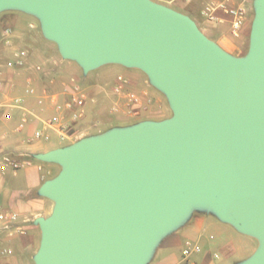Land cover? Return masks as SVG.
Listing matches in <instances>:
<instances>
[{"label": "water", "instance_id": "obj_1", "mask_svg": "<svg viewBox=\"0 0 264 264\" xmlns=\"http://www.w3.org/2000/svg\"><path fill=\"white\" fill-rule=\"evenodd\" d=\"M6 10L35 16L83 73L140 70L172 112L32 156L60 168L38 190L53 208L33 221L34 264H146L193 209L256 240L241 264H264V0L241 57L152 0H0Z\"/></svg>", "mask_w": 264, "mask_h": 264}, {"label": "rangeland", "instance_id": "obj_2", "mask_svg": "<svg viewBox=\"0 0 264 264\" xmlns=\"http://www.w3.org/2000/svg\"><path fill=\"white\" fill-rule=\"evenodd\" d=\"M156 3L172 7L181 13L190 16L201 31L210 39H214L215 33H223L230 42L237 47H242V55L248 50L249 32L245 38L232 39L229 36L228 26H218L205 29L199 24L201 22L196 16L202 6L199 2L194 3L190 12L181 6L171 5L165 0H152ZM199 20V21H198ZM10 28L12 34L10 45L2 43V31ZM24 50L27 53L26 63L15 70L5 71L3 77L6 84L13 85L12 96H20L29 88L34 89L37 96L43 94L60 95L65 87L75 84L86 95L85 113L76 122L70 124V134L64 140L52 136L48 141L32 138L36 128H42L41 120H47L52 115V109L48 101H44V110H40L37 101H33V107L28 111L37 115L30 117L28 124L22 132H16L18 123L15 119L0 121V162L4 156L11 158H31L24 146L37 151H45L54 146H68L83 138L100 135L113 128L128 127L142 121H161L171 117L172 112L165 97L153 88L144 73L135 68H126L117 64H106L97 69L83 73L82 69L73 61L63 59L54 43L44 39L39 20L32 15L16 10L0 12V66L12 59L13 52ZM40 69L37 70L36 68ZM67 94L64 95V99ZM4 101V98L0 99ZM25 102V99H23ZM49 110V112H47ZM13 116V115H12ZM49 131V130H48ZM48 131H45L48 134ZM51 131V130H50ZM53 132V131H51ZM55 133V132H54ZM49 135V134H48ZM50 136V135H49ZM26 148V147H25ZM25 153V154H24ZM51 175L59 172L60 168L53 166ZM23 170L18 177L7 176V185H17L20 189L25 187ZM10 209L7 206H2ZM14 211V210H13ZM34 221V220H33ZM32 220L20 221L22 232L14 235L11 239L0 236V264H34L32 257L37 252L40 241V230L35 226V232L29 227ZM213 239L210 240L209 236ZM27 242V245H25ZM201 243L204 246L203 253L199 256L201 264H234L246 257L254 248L255 242L245 236L239 235L232 228L221 224L216 219L209 217L202 232ZM8 248L10 253L2 255L1 251ZM175 248H165L157 252L152 264H157ZM219 255V260L213 259V254Z\"/></svg>", "mask_w": 264, "mask_h": 264}, {"label": "crops", "instance_id": "obj_3", "mask_svg": "<svg viewBox=\"0 0 264 264\" xmlns=\"http://www.w3.org/2000/svg\"><path fill=\"white\" fill-rule=\"evenodd\" d=\"M167 3L171 5L181 6L183 9L187 11L193 10V5L195 2H199L201 4V8L196 11V16L201 21L199 24L203 26L205 29H212L214 27L218 26H228L229 27V36L232 39H239V38H245L247 36L248 30L250 28L252 18H253V3L254 0H226V5L228 7H239L243 10V17H242V24L240 26V29L238 31L237 37H234L231 33V22L232 17H230L228 14H226L224 11L216 10L215 16L218 18V22H209L205 17L202 15V9L204 6L212 4L214 5L216 3V0H165ZM175 11L176 9L169 7ZM181 13L180 11H177ZM184 14V13H181ZM188 16L187 14H184ZM191 18L190 16H188ZM192 19V18H191ZM193 20V19H192ZM198 20V21H199ZM194 21V20H193ZM195 22V21H194ZM199 30L201 31V27H199L198 23L195 22ZM203 33V31H201ZM204 34V33H203ZM205 35V34H204ZM206 36V35H205ZM207 37V36H206ZM208 38V37H207ZM209 40L213 41L215 44H217L218 47H220L223 51L227 52L228 54L235 56V57H241L242 55V47H237L233 43L230 42L229 38L226 37L223 33H215L214 39ZM13 86V85H12ZM5 91H9L10 93H13L12 89H5ZM37 93L28 95L27 93H24L23 99H25V102L23 101V106L28 110L33 107V101L35 99L37 100ZM40 107V106H38ZM46 109L45 106L42 108L40 107V110ZM86 111V110H85ZM84 111V114H86ZM49 112V110H47ZM35 113V112H34ZM83 114V115H84ZM12 119L13 117L15 119V116L17 115L18 122L21 116V112L18 110H14L12 112ZM18 124V123H17ZM17 124L15 127H17ZM16 131V128H15ZM17 132V131H16ZM22 132V131H21ZM49 140L52 138V136L57 137L56 133L48 131ZM48 140V141H49ZM26 147V148H25ZM61 146H54L52 148L46 149L45 151H37L33 150L32 148H28L27 146H24V149H27L30 154L33 152L35 153H46L48 151L54 150L56 148H59ZM25 154V153H24ZM18 160L21 161H28L30 164L29 166H24L20 170L16 172L6 171V172H0V207L7 206L11 210H14L18 215L20 221H29L34 220L38 217H47L53 208V203L38 195V190L40 186L47 180L53 178L55 175H51V171H53V166L58 167L56 164L51 163H44L40 162L38 160H35L33 157L25 159V158H18ZM23 172L24 179L26 180L25 187L23 189H20L17 187V185H7L5 182V178L7 176H10L12 178L18 177L19 173L21 171ZM209 217H212L216 219L221 224L227 225L230 228H232L236 233L239 235L245 236L247 238L252 239L255 242V248L243 259L235 262L234 264H241L245 260H247L256 250L257 248V242L251 237H248L246 235H243L239 233L236 229H234L230 224L225 223L221 221L219 218H217L213 213L206 210H200V209H193L189 212L187 217L183 220V222L173 231L166 234L158 243L156 248L154 249V252L152 253L149 261L146 264H152L154 261L157 252L162 249H171L175 248L177 249L175 252H170L168 255H166L165 258H162L159 263L157 264H181L183 263L182 258V250L185 248V245L187 243L197 245L200 247L201 251L197 254H193L190 256L188 261L191 264H201V258L198 259L199 256L203 253L204 246L201 243L202 239V232L204 230V226H206L207 219ZM35 225H31L29 228L32 229V232H35ZM209 239L212 240L213 236L210 235ZM27 245V242L26 244ZM28 246V245H27ZM214 260H219V255L217 253L213 254ZM14 264H16V258L13 259Z\"/></svg>", "mask_w": 264, "mask_h": 264}, {"label": "built area", "instance_id": "obj_4", "mask_svg": "<svg viewBox=\"0 0 264 264\" xmlns=\"http://www.w3.org/2000/svg\"><path fill=\"white\" fill-rule=\"evenodd\" d=\"M224 11L230 17H232L231 22V33L234 37H237L238 31L242 24L243 10L239 7H228L226 5V0H216L214 5L209 4L204 6L202 9V15L209 22H218V18L215 16L216 10ZM12 30L10 28H5L2 31V43L5 46L10 45V37ZM27 53L24 50H16L13 52L12 59L6 62L3 66H0V99L4 98V101H0V121H9L12 119V112L18 110L21 112L19 122L16 127L17 132H21L24 127L28 124L30 117L37 118V115L28 111L23 106V99L20 96H12L9 91L13 88L12 85L6 84L4 82L5 71L15 70L22 67L26 63ZM37 70L40 68L37 67ZM64 93L61 94L63 99H60V95H49L43 94L37 97V104L42 108L44 101H48L51 109L52 115L47 118V120H41L42 128L34 129L32 133V138L36 140L49 139L48 134L45 131L51 130L57 134L59 139L64 140L68 137V132L70 129V124L76 122L81 117H83L85 111L86 95L81 93L79 88L75 84H71L69 87H65ZM28 95L35 94L34 89L29 88L26 90ZM67 94V98L64 99V95ZM29 162L21 161L16 158L6 157L2 158L0 162V172H16L23 168L24 166H29ZM22 227L19 225V215L11 210L0 207V236L4 235L6 239H11L14 235L21 233ZM201 251L200 247L187 243L185 248L182 250L183 263L181 264H191L188 259L191 255L197 254ZM10 253L8 248H4L1 251L2 255H7Z\"/></svg>", "mask_w": 264, "mask_h": 264}, {"label": "trees", "instance_id": "obj_5", "mask_svg": "<svg viewBox=\"0 0 264 264\" xmlns=\"http://www.w3.org/2000/svg\"><path fill=\"white\" fill-rule=\"evenodd\" d=\"M71 128H72V126H71ZM71 128L69 129V132H68V134H70Z\"/></svg>", "mask_w": 264, "mask_h": 264}]
</instances>
